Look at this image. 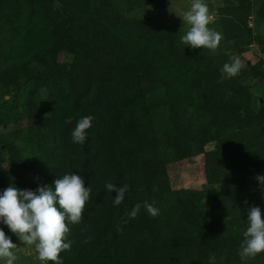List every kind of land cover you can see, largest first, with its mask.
Segmentation results:
<instances>
[{"label":"trees","instance_id":"obj_1","mask_svg":"<svg viewBox=\"0 0 264 264\" xmlns=\"http://www.w3.org/2000/svg\"><path fill=\"white\" fill-rule=\"evenodd\" d=\"M164 1L0 0V98L9 95L0 105V192L35 191L72 172L91 187L63 264H210L212 255L215 264H264V252L238 254L247 208L264 216L260 187L245 198L238 189L246 173L264 175V104L243 83L264 80V57L224 78L209 49L181 42L183 23L124 17ZM216 13L227 52L255 44L264 56L250 0H218ZM89 115L86 141L74 143L76 122ZM210 142L213 165L225 170L220 185L173 189L169 165ZM107 183L129 186L121 204Z\"/></svg>","mask_w":264,"mask_h":264},{"label":"clouds","instance_id":"obj_2","mask_svg":"<svg viewBox=\"0 0 264 264\" xmlns=\"http://www.w3.org/2000/svg\"><path fill=\"white\" fill-rule=\"evenodd\" d=\"M182 21L189 25L186 34L180 38L185 46L212 51L218 48L223 35L208 27L209 7L205 0H192L191 7L184 13ZM244 67V62L237 57L225 63L223 71L229 77H235ZM93 119L94 117L90 115L83 116L76 122L71 132L74 143L83 144L86 141L87 130L91 128ZM71 122V117L65 121L69 124ZM255 179L264 195V175L257 174ZM105 187L109 192L117 193L114 198L115 205L123 202L125 193L129 190L127 184L117 187L115 184L107 183ZM153 191L158 189L154 188ZM90 196L91 187H85L84 178L73 172L55 178L52 185L40 186L35 191L21 190L9 185L0 192V223L17 235L23 244L34 245L40 261L63 264L60 253L70 250L73 243L67 239L71 231L69 225L82 221V212ZM143 207L152 217L159 214V209L153 203L144 201ZM140 208L141 204L137 203L127 215L136 218ZM247 225L238 252L241 261L264 252V216L260 207L253 205L247 208ZM16 248L17 245L12 242L11 237L0 228V259L4 260L5 264H15L18 257L13 249ZM209 260L210 264H215V255L210 256Z\"/></svg>","mask_w":264,"mask_h":264},{"label":"rangeland","instance_id":"obj_3","mask_svg":"<svg viewBox=\"0 0 264 264\" xmlns=\"http://www.w3.org/2000/svg\"><path fill=\"white\" fill-rule=\"evenodd\" d=\"M264 0H250L251 2V15L249 16L248 23L257 32L264 33V12L260 10V5ZM209 7V24L208 27L221 33L218 26L215 24L217 19L216 9L218 0H205ZM192 0H166L157 5H150L141 9H135L124 17L128 20L140 21L143 24H177L183 23L184 30L187 32L189 25L182 21L184 13L190 9ZM201 48L193 49L195 53ZM210 52L217 58V63L220 66L222 77H229L223 71V65L231 62L232 59L239 57L245 64L244 70L247 65L258 63L263 59V54L255 44H251L243 53L227 52L224 47L223 39L215 51ZM227 52L226 57H217L219 53ZM241 70V71H242ZM260 73H264V62L259 68ZM244 84L250 87V92L258 103L264 104V80L253 79L247 77ZM9 97L5 95L3 99L0 98V105ZM11 127V126H9ZM2 131V129H0ZM214 153V143H207L201 152L194 154L192 157L181 160L179 162L171 163L168 167L170 182L173 189H201L204 191L215 189L220 185V179L225 176L224 168H217L213 165L210 159ZM261 173H246V182L243 186L239 187L242 197H248L254 194L258 188V181L255 179L256 175ZM0 228H3L7 236H10L12 242L17 245L13 249L18 259L15 264H47L38 259L37 252L34 245L29 246L23 244L18 239V236L13 234L10 229L0 223ZM0 264H5L4 260L0 259Z\"/></svg>","mask_w":264,"mask_h":264}]
</instances>
